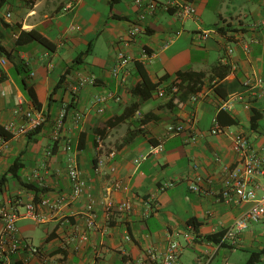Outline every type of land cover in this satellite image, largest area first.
I'll use <instances>...</instances> for the list:
<instances>
[{"label":"crops","instance_id":"0c3cea01","mask_svg":"<svg viewBox=\"0 0 264 264\" xmlns=\"http://www.w3.org/2000/svg\"><path fill=\"white\" fill-rule=\"evenodd\" d=\"M155 1L161 6L141 22L137 0H4L0 6V44L10 52L9 57L0 55L7 61L0 64V127L20 121L14 113L20 101L24 110L37 109L24 83L35 91L45 114L38 129L10 133L0 150V206L13 201L20 212V236L41 247L36 255L15 253L9 264H160L170 239L180 242L184 264H245L253 252H260L255 264H264V220L250 222L234 240L226 237L251 202L226 203L222 197L223 166L239 160L232 135L241 131L253 148L264 146V93L243 84L247 77L261 78L264 90V0ZM172 2L193 4L195 15L179 17ZM138 23L142 31L129 39L130 28ZM32 29L54 48L37 40L17 42L21 31ZM204 31H209L206 36ZM228 45L233 48L229 55ZM120 51L131 56L125 81L112 73ZM224 56L230 72L211 79L212 68L224 63ZM137 63L159 82L147 99L133 90L141 81ZM188 69L207 73L201 90L197 98L191 95L172 108L168 95L158 91ZM87 75L95 83L73 93V85ZM108 91L121 99H107L99 112L95 96ZM238 94L243 97L231 111L220 108L223 100ZM131 105L133 115L116 126L107 124ZM78 112L84 114L80 123L75 122ZM214 119L221 125L218 133L211 132ZM178 123L183 130L169 135L168 125ZM68 142L85 191L56 210L44 207L46 217L37 222L25 215L28 201L54 202L71 191ZM159 143L164 151L152 153ZM250 182L260 185L261 196L264 172ZM90 196L95 229L87 224ZM108 196L116 204L129 201L131 209L107 211Z\"/></svg>","mask_w":264,"mask_h":264},{"label":"built area","instance_id":"2783aa9c","mask_svg":"<svg viewBox=\"0 0 264 264\" xmlns=\"http://www.w3.org/2000/svg\"><path fill=\"white\" fill-rule=\"evenodd\" d=\"M31 1V0H30ZM137 4L141 8V12L138 16V21L141 22L145 19L147 13H154L161 4L155 0H137ZM176 7V13L181 18L192 17L196 13V8L193 4L188 2L182 3H171ZM168 6V5H164ZM146 9L147 12H145ZM10 15V13H8ZM142 25L140 23L134 24L128 33L129 39H133L135 35L142 31ZM209 31L202 32V35L206 36ZM169 42L165 43V47L169 45ZM245 49L249 51V45H245ZM227 55L231 54L233 48L231 46L226 47ZM131 60V56L125 51H120L118 53L117 59L112 66V73L115 76H120L122 81H125L128 77L127 66ZM6 58H0V64H6ZM222 62L228 63L226 56L222 58ZM236 69L235 65H232V70ZM2 70L0 68V76H2ZM94 84V76H83L79 79L77 84L73 85L72 92L77 93L81 87L86 84ZM244 86L248 89L259 87L261 88L260 94L264 93L263 90V79L247 77L244 82ZM198 92L192 97L195 99L198 96ZM159 96L166 95L165 91L160 89L158 91ZM242 94L233 95L228 99L223 100L220 108L224 110L231 111L236 100L242 99ZM120 100L119 94L114 91H108L105 94L96 95L95 102L99 104L98 111L103 112V103L107 99ZM21 101L19 105L14 109V113L20 116V121L11 120L7 122L4 128L14 135L28 134L31 131L38 129L45 122V114L42 110L35 108H28L24 110L21 107ZM65 111L61 114V118L64 116ZM84 118V114L78 112L75 114V122L80 123ZM60 123L57 125V129L54 132V137L58 139L60 136ZM184 125L182 123L169 124L167 127V132L169 135L182 131ZM221 130V125L217 119L213 121V127L211 129L212 133H218ZM233 148L239 155V160L234 166L224 165L223 171L225 173V188L222 191L223 200L226 203H231L235 199L240 201H249L251 205L244 213L238 217L232 227H230L226 232V237L236 238L237 234L245 228L250 222H259L264 220V193L259 196L258 188L260 185L258 183H251V177L256 173L264 172V146L260 149H255L252 147L249 138L242 133L237 131L232 135ZM100 140V136L97 137ZM6 146V138L2 137L0 142V150ZM66 150L69 152L67 155L68 163V174L71 181V191L67 195H62L57 198L54 202L49 199H42L40 202L36 203L34 200H30L25 204V215L34 219L37 222H41L45 219L46 214L44 213V207H50L56 210L67 202L75 200L82 196L85 191L86 182L81 175V171L76 164V160L73 155H70L72 150V145L70 142L65 145ZM164 151L163 143H159L152 147V153L158 154ZM145 157V156H143ZM140 159L137 158L136 162ZM200 180V178H198ZM173 183H167L165 186L172 185ZM120 186L119 181L115 182V187ZM163 186V189L165 188ZM194 190H199L198 185H193ZM95 200L93 197H89V202L87 203V224L91 229H95L96 225V214L94 208ZM131 203L129 201H123L118 204L108 196L106 201L107 211L113 210L116 207L118 210H130ZM20 216V212L15 206L13 201H9L0 206V220L2 221V230L0 232V263L9 264L11 262V257L19 252L26 251L30 255H36L41 253L40 245H36L30 241H25L19 234V228L17 225V220ZM87 234L83 235L84 239H87ZM127 237H129L127 235ZM152 258H157V254L152 250L149 251ZM160 264H184L181 260V244L176 239H170L166 249L161 253Z\"/></svg>","mask_w":264,"mask_h":264},{"label":"trees","instance_id":"16d2710c","mask_svg":"<svg viewBox=\"0 0 264 264\" xmlns=\"http://www.w3.org/2000/svg\"><path fill=\"white\" fill-rule=\"evenodd\" d=\"M115 2L116 0H112ZM4 0H0V6L3 4ZM33 41L37 40L44 45H46L49 48H54V43L48 40L44 35H42L37 30H29V31H21L17 42L21 41ZM88 51H85L81 53L82 55H79L75 62L81 61L83 58V55L87 54ZM0 55H5L7 57L10 56V52L6 51L5 48L0 44ZM138 72L141 76V81L138 82L135 87L133 88L134 92L139 94L142 99H147L152 95L153 90L156 89V87L159 85V82H153L148 75V73L144 70L143 66L140 63H137ZM231 70V65L228 63H221L217 66H214L212 68V73L210 75L211 79H214L216 76L219 78L225 77ZM69 71V68L61 75L60 82L64 79L65 74ZM206 72L203 71H194L191 69L188 70H181L177 72V77L171 81L169 84L165 86V92L168 95V101L167 104L174 108L177 105H181L184 102L187 101V99L193 95L196 94L201 90L204 77L206 76ZM58 86V85H57ZM24 87L27 90V93L33 102L34 106L37 109H41V102L38 100V97L35 93V91L26 83H24ZM215 88L218 89V85L215 84ZM134 105H131L127 107V109L120 115H116L114 117H111L107 124L109 126H116L122 122H124L127 118H129L131 115L135 112ZM148 119V116L143 118V121H146ZM0 133L4 135L5 137H10V132L7 131L5 128L0 127ZM36 203L40 202L38 200H34ZM260 256V252H253L245 264H255V262L258 260Z\"/></svg>","mask_w":264,"mask_h":264}]
</instances>
